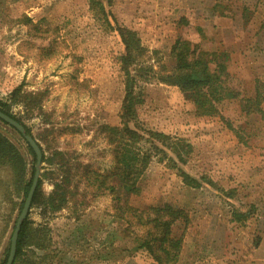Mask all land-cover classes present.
I'll list each match as a JSON object with an SVG mask.
<instances>
[{
	"label": "rangeland",
	"instance_id": "1",
	"mask_svg": "<svg viewBox=\"0 0 264 264\" xmlns=\"http://www.w3.org/2000/svg\"><path fill=\"white\" fill-rule=\"evenodd\" d=\"M96 1L111 26L135 31L147 50L135 69L151 66L159 77L171 72L170 51L181 39L225 53L226 86L237 97L218 104L213 116H198L185 94L155 76L145 86L139 121L168 140L156 143L161 153L138 181L139 193L126 195L111 177L114 145L105 131L121 124L123 47L116 33L90 0H0V101L43 155L37 201L26 218L34 233L50 239L52 249L38 255H60L61 264H158L134 247L152 234L149 208L169 204L187 222L174 228L177 236L184 232L183 246L168 264H264V75L260 112L244 108L256 96L253 72L264 69V0ZM213 11L236 18L230 41L204 26ZM0 134L24 157L28 180L25 141L1 122ZM173 140L190 147L182 162L168 148ZM182 174L198 188L186 187ZM25 199L0 167V262ZM234 211L250 215L239 224ZM252 234L261 236L255 251L245 244Z\"/></svg>",
	"mask_w": 264,
	"mask_h": 264
},
{
	"label": "trees",
	"instance_id": "2",
	"mask_svg": "<svg viewBox=\"0 0 264 264\" xmlns=\"http://www.w3.org/2000/svg\"><path fill=\"white\" fill-rule=\"evenodd\" d=\"M107 6L111 0H105ZM97 7L103 16V21L114 31L119 38L123 51L119 57L120 73L124 84V97L121 108L120 127H106L107 138L114 145V157L116 170L112 174L126 195H137L139 189L137 183L146 170L150 161L161 153L156 143H162L168 140L166 136L160 133L149 132L144 129L139 119L141 108L144 105L146 93L145 86L155 80V76L162 84L177 87L186 100L194 106L195 113L198 116H213L217 114V106L226 100H232L237 97L226 86L227 56L225 53H207L200 50L196 45H191L188 41L177 39L171 48L170 56L173 60L171 72L159 77L151 66L138 67L136 63L144 57L147 50L143 47L140 38L135 31L121 26H111L109 23V13L104 10L103 4L90 0V8ZM143 66V65H140ZM259 83H256V96L246 101L245 114L250 112H260ZM0 112L4 113L26 131L31 137L29 130L23 123L11 114L6 103L0 101ZM140 120V121H139ZM2 123V122H1ZM4 124V123H3ZM5 125V124H4ZM14 130V129H13ZM15 131V130H14ZM148 137V138H146ZM172 139V138H171ZM146 147V143H149ZM168 146L170 151L177 159L182 160V154L188 153L189 145L181 140H173ZM27 145V144H26ZM40 148V147H39ZM28 152L32 156L31 172L28 180L27 163L16 148L6 137L0 134V167H5L11 173L14 186L23 193L26 198L32 185L34 176L35 155L31 148L27 146ZM41 150V149H40ZM166 155V153H163ZM43 159V155H42ZM182 162V161H181ZM186 187L198 188V183L186 175H181ZM40 179L33 195L31 206H34L38 197V188ZM110 192L114 194V188ZM24 201L21 202L19 210L22 209ZM127 210H130L126 207ZM152 218L147 219L145 225H150V231L147 239H142L135 243L134 251L148 253L158 264L176 262L183 246L184 232L177 236L174 228L177 224L186 223L182 210L175 209L169 204L149 208ZM250 213L238 211L232 212L233 221L239 224L247 221ZM261 242V236L252 234L245 239V244L251 245L255 251ZM36 250L33 255H28L29 248ZM50 251V239L37 235L29 227L27 219L21 225L16 242V254L13 264H61L60 255H38L43 250ZM160 252L162 255L160 256ZM159 253V254H158ZM9 251L5 252L0 264H6ZM164 257V261H161Z\"/></svg>",
	"mask_w": 264,
	"mask_h": 264
},
{
	"label": "water",
	"instance_id": "3",
	"mask_svg": "<svg viewBox=\"0 0 264 264\" xmlns=\"http://www.w3.org/2000/svg\"><path fill=\"white\" fill-rule=\"evenodd\" d=\"M0 122L4 123L6 126L10 127L11 129H14L22 137V139L25 141L27 146L31 148V150L35 155V169H34L32 185L24 201L21 213L16 221L15 228L10 241V249L6 264H13L16 254V242H17L18 234L20 232L22 223L28 216L33 195L38 184L42 154L37 143L34 141L32 137L26 134L25 129L20 124H18L16 121H14L13 119H11L2 112H0Z\"/></svg>",
	"mask_w": 264,
	"mask_h": 264
},
{
	"label": "crops",
	"instance_id": "4",
	"mask_svg": "<svg viewBox=\"0 0 264 264\" xmlns=\"http://www.w3.org/2000/svg\"><path fill=\"white\" fill-rule=\"evenodd\" d=\"M174 2H177V0ZM180 14H181L180 15L181 17H188L190 12L186 10L184 13L180 12ZM204 17L206 18L204 21V23H205L204 26H215L216 31H219L220 34H222L228 41H230V37H232L234 30H235V27L237 26L236 18H234L232 14H230L229 12H225L224 14L221 15V14H218L217 12L215 13L213 11V12H211V14H209V16L206 15ZM172 20H174V19H172ZM202 20H203V18H202ZM199 24H202V22ZM134 30H136V29H134ZM160 32L158 35H160ZM164 37H166V34L164 35ZM161 39H164V38L161 37ZM163 42H164V40H162L161 43H163ZM253 74H254V77L258 78L257 80H255V83L260 84V82H261L260 80H262L261 76L264 75V69L257 70V67H256L255 73L253 72Z\"/></svg>",
	"mask_w": 264,
	"mask_h": 264
}]
</instances>
